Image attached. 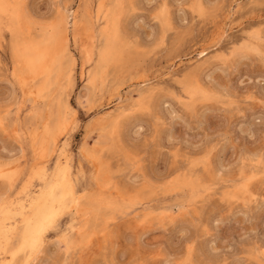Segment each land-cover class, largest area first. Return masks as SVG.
Returning a JSON list of instances; mask_svg holds the SVG:
<instances>
[{
	"label": "rangeland",
	"instance_id": "374dc122",
	"mask_svg": "<svg viewBox=\"0 0 264 264\" xmlns=\"http://www.w3.org/2000/svg\"><path fill=\"white\" fill-rule=\"evenodd\" d=\"M16 1L20 5L21 43L27 37L40 40L41 35L52 33L56 25L63 23L64 13L69 16V47L75 61L74 65L67 59L62 61L66 75L57 86L40 92L43 87L39 79L34 84L30 81L20 84L14 75L17 58L12 49V28L7 16L0 14V119L7 121L9 132L8 136L0 132V160L18 159L10 165L9 172L19 171L20 176L18 186L7 198L21 193L34 169L39 172L45 167L50 175L64 147L76 185L81 191L87 187L94 193L86 212L102 207L99 215L92 211L89 219L79 218V230L84 231L77 228L72 235L86 246L70 252V261L165 264L170 258L175 262L183 257L187 236L196 242L191 257L195 264L202 261L261 264L264 261V201L256 192L253 193L256 199L248 196L229 201L225 198L229 185L211 192L205 185L217 182L216 173L221 170L225 177L238 174L242 150L257 158L264 151L260 135L264 129V106L259 103L264 95V65L257 56L223 59L231 55L234 46L245 41L260 47V39L264 38L261 32L264 0H169L175 4L203 3L213 7L211 18L206 20L194 17L190 9H184L183 14L175 9L172 28L166 33L151 21L150 13L152 5L163 0H101L105 3L102 19L106 15L112 18V24L107 27L100 20L90 31L82 27L74 31L71 14L74 11L83 14L87 2L92 3V13L96 12L97 0ZM9 2L13 4L12 0ZM100 26L108 29L103 33L105 36L101 35ZM253 30L255 35L250 37L248 33ZM111 33L117 36L114 49L121 52L124 62L119 64V60L98 68L97 53L104 48V37L109 40ZM84 42L88 43L84 45ZM90 47L95 61L92 64L86 56ZM202 51L206 53L201 55ZM82 64L86 75L81 73ZM96 69L99 75L92 85L87 74ZM142 80L149 81L147 85L152 91L139 102L143 84H138ZM188 82L213 93L204 102L199 97H187L192 100L195 116L181 104ZM149 97L160 118L167 122L168 126L161 128L159 144L168 151L161 152L141 171L126 159L121 145L127 147L135 128L144 126L142 118L126 113ZM67 102L77 113L69 114L65 109ZM5 109H11L7 116ZM173 113L179 119H174ZM117 114H123L117 121L126 131L121 137L113 138L111 130L116 121L108 124L107 120ZM34 133L38 137L36 146ZM169 136L174 141L171 145ZM54 138L58 139L57 147L52 149L48 140ZM208 141L219 145L212 156L210 174L189 168L184 159L198 153V146ZM82 143L89 150L96 149V160L90 161L80 153ZM177 150L179 159L171 155ZM243 166L246 170L259 168L251 162ZM30 183L33 187L28 192H36L42 182L35 179ZM5 195V182L0 180V197ZM69 222L67 216L59 218L60 234L70 231L66 226ZM46 234V241L55 240L57 235L51 230ZM13 243L18 245V240L14 239ZM63 256L58 245L46 242L39 259L43 264L49 258L62 264ZM23 257L19 253L17 259Z\"/></svg>",
	"mask_w": 264,
	"mask_h": 264
},
{
	"label": "snow or ice",
	"instance_id": "6c2138e0",
	"mask_svg": "<svg viewBox=\"0 0 264 264\" xmlns=\"http://www.w3.org/2000/svg\"><path fill=\"white\" fill-rule=\"evenodd\" d=\"M20 5H3L0 4V9L4 8H16L19 9ZM123 7V6H121ZM131 7V6H130ZM212 5H205L203 3H193L185 4L183 2L179 4L169 3V0H163L161 3H154L150 9L151 21L155 24H159L160 28L166 33L172 28V17L175 9H179L181 14H183L184 9H190L193 16H198L201 20H206L211 18V8ZM135 11V8H133ZM143 23V21H141ZM187 24V21H184ZM261 32L264 33V26H262ZM250 37L255 35V30L248 33ZM223 37H221L222 39ZM203 55V53H201ZM250 56H257L260 59V63L264 65V38L260 39V47L245 41L234 46L231 50L230 56H225L223 59L228 60L232 57L238 59H247ZM183 87V85H182ZM213 93L205 89H197L195 91L189 89L186 92L185 99L181 100V104L184 106L185 110L192 113L195 116L196 110L192 103V100L187 99L188 96L193 98L199 97L201 102L207 101ZM259 103L264 106V95L261 96ZM166 107V105H165ZM11 109H5V116ZM128 116H137L142 118L144 123L143 127L135 128V131L131 133V139L127 147L121 145L124 155L127 160L132 162L136 168L143 171L151 162L152 159L157 157L161 152H167L166 147H161L159 144V136L162 127H167V122L162 120L158 114L155 107L154 101L151 97L146 98L138 107H135L131 112L126 113ZM174 119H179L175 113L172 114ZM126 129L121 125L120 121H117L111 130V135L113 138L121 137L125 133ZM0 132L4 136H8V124L5 119H0ZM18 134V133H17ZM261 139L264 140V129H261ZM173 138L169 136V144H173ZM219 145L208 141L207 143H202L198 146V153L193 154L191 157L185 156L184 159L188 163L189 168L192 169H202L205 173L212 172V156L216 152ZM83 151V149H82ZM233 151L235 148L233 147ZM202 153V154H201ZM172 156L179 159L178 150L171 153ZM90 161L96 160L95 156L87 157ZM246 162H251L253 164H258L259 168H253L252 170H246L243 166ZM241 166L239 172L236 175L225 177L223 171L216 173V181L214 183L206 184L205 187L209 192L214 188L218 189L223 185H229L225 189V198L229 201L238 200L240 197L251 196L252 199H256L257 196L253 195L256 192L259 198L264 201V151H261L258 158L255 156L246 155L244 150L241 151L240 156ZM231 168V165L229 166ZM56 179L54 183H51L46 189L42 188L40 190L41 195L47 194L49 200L52 201L53 207L51 208L49 214L45 217V221L40 227L39 231L29 232L25 231L24 236L21 240L19 247L16 252L12 255L16 256L19 253H23L28 259L24 264H43L39 259L43 255V250L45 243L58 245L60 251L64 253V260L62 264H76L75 261H70L68 259V254L70 252L80 251L86 245L83 241L78 242L72 235L77 232V228L74 227L76 221L74 217L81 215V205L85 201L93 198L94 193L91 192L87 187L81 191L76 184L71 180V169L65 163L63 168L60 167V162L57 161V170L55 173ZM20 179L19 171L4 173L0 171V180L5 182V199L7 196L18 186V180ZM35 179H41L42 183L46 180V177L41 176L37 170H33V173L29 175L28 180L24 182L21 189V193L27 192L32 189V184L30 181ZM18 193L17 195H20ZM247 204V200L244 201ZM264 207V205H262ZM92 211H95L99 215L102 211V207H97L95 209H90L85 212L83 219H89ZM61 216H67L69 218V223L67 228L70 231H65L60 234L59 218ZM219 222V221H218ZM199 227V225H198ZM54 231L57 233L55 240L46 241L44 233L47 231ZM82 232L83 229H80ZM207 232V229H204ZM185 235V233H182ZM186 249L183 257L175 262L170 258L165 261V264H195L192 260V254L195 248V240L188 239L186 236ZM3 264V261H0ZM47 264H61L53 258H49ZM81 264H84L81 261ZM201 264H216L214 261L204 262ZM234 264H241V262L236 261ZM264 264V261L261 262Z\"/></svg>",
	"mask_w": 264,
	"mask_h": 264
},
{
	"label": "bare ground",
	"instance_id": "6f19581e",
	"mask_svg": "<svg viewBox=\"0 0 264 264\" xmlns=\"http://www.w3.org/2000/svg\"><path fill=\"white\" fill-rule=\"evenodd\" d=\"M12 1H13L12 5H16L17 4L16 0H12ZM10 2H9V0H0V4H3V5H11ZM87 4L88 5H87V7L85 9V12L83 14H79L77 11H74L71 14V17H72L71 18L72 19V25L71 26H72L74 31L75 30H80L81 27L84 28L85 30H88V31L93 30V25L95 23H98L100 20H102L103 23H106L104 25H106L107 27L111 26L112 18L109 19L105 15L104 16L105 21L103 20L104 18L102 19V14H103L102 9H103V5L105 3H102L101 0H97V3L95 5L97 11L94 12V13H92V10H91L92 9V3H88L87 2ZM107 10H108V8H107ZM108 11H110V10H108ZM0 14H3V15L7 16L8 24L12 28V36H13V48L12 49H13L14 55L17 58V67L14 69V75L20 81L19 83L20 84H27L28 81H30V82H33V84H34V82H37L38 79H39L41 81L42 87H43L42 89H40V92L45 90V89H48L50 86H54V85L57 86L58 85L57 82L62 77H64V75H66V69H65V66L62 64V61H66V59H67V61L70 62V64L72 63V65H74V61H75L74 57H73V54H71L70 47H69L70 46V39H71L70 38L71 37L70 36V30H69V27H68V25H69L68 22L69 21L67 20L69 16L68 15L66 16V13H64V15H63V23L61 25H59V24L56 25L54 27V30H53L52 33L41 35L40 40L35 41L34 39H31V38L27 37V39H24L23 42L21 43V39H20V35H19L21 33V31H20L21 29L18 27L19 26L18 25V20H20L19 9H16V8L0 9ZM113 14L114 13H112L111 15H113ZM121 15H123V14L121 13ZM115 16H112L113 20H114ZM92 21H94V22H92ZM115 25H114L113 28H115ZM100 27L103 28V29H101V30H103V32L101 31L102 32L101 35L103 33H105L106 30H108L106 27H102V26H100ZM104 28H106V29H104ZM110 30L111 29H109V31ZM112 31H113V29H112ZM114 31L116 32L115 29H114ZM94 32L95 31H93V33ZM115 32H112V33L115 34ZM218 32H220V30H218ZM112 33H111V36L109 35V37H110L109 40H106V38L104 37V39H105L104 41H106L104 43L105 44L104 48H101L99 53H97V54H99L98 55L99 58H98V56H96L97 57L96 60H98V66H99L98 68H100V65H105L106 66L109 63L110 64L111 63L112 64H116L119 60H120L119 64L124 62L123 58H121L123 56L121 54V52H118L117 51L118 49L115 50L116 48L114 49V47H115L114 43L116 41L115 39L117 38V36L116 35L112 36ZM88 36H87V38H88ZM102 36H105V34H103ZM216 38H218V37H216ZM87 41H88V39H87ZM86 43H88V42H84L83 44L85 45ZM117 43H118V41H117ZM117 43H115V44H117ZM92 45H94V43H92ZM84 48H86V47H84ZM84 48H83V50H84ZM84 51L86 52V50H84ZM92 52H93L92 48L90 50H88V52H86L87 53L86 56H88L87 61L91 62V64L95 62L93 60L94 58H92ZM201 53L204 54L206 52L202 51ZM119 54H120V57H119ZM129 59H130V57H129ZM83 61H84V59H83ZM127 62H129V61H127ZM84 63H85V61H84ZM102 67H104V66H102ZM97 69H96V72H89L87 74L88 78L91 79V84L92 85H95V83L97 81V74L99 75V73H97ZM71 70H72V68H71ZM71 70H70V72H71ZM85 71H86L85 66H84V64H82L81 73L83 75H86ZM99 71H100V69H99ZM148 82H149L148 80H142L138 84V85L143 84V87L140 88L141 90L139 89L140 90L139 91V97H138L139 98V102H141L146 97V95H148V93H150L152 91V87H149L147 85ZM25 86H27V85H25ZM186 88H187L186 92L189 89H191L193 91H195L197 89H200L199 86L191 85V83H189V82H188V85L186 86ZM118 99H120V96H118ZM54 100H56V99H54ZM122 106H124V105H122ZM65 109L69 111V114H71V113L75 114V112L77 111L68 102L65 104ZM122 111H124V110H121V112ZM121 116H123V114H117L113 119L109 118L107 120L108 124L115 123V121L117 122V120ZM108 124H106L105 127H107ZM32 137L34 139L33 142H35L34 145L36 146L37 138H38V137L36 138V133H34ZM57 140L55 138L51 139V140H48V142H50V146L52 147V149H55L57 147ZM82 144L83 145L80 147V150H81L80 153H82L84 156H87V157L88 156H95L97 158L96 149L89 150L87 148L86 144H84V143H82ZM65 145H66V143H65ZM63 148H61V150H60L59 156L57 157V161L60 162V167L61 168H63L65 163L70 168L69 155L64 151ZM82 149H83V151H82ZM3 151H5V150L3 149ZM17 160L15 161L16 163H17ZM14 161H11V160L7 161V160H3V159L0 160V171H3L4 173H8L9 172V167H11L10 166L11 164L15 163ZM11 170L13 171L12 168H11ZM56 170H57V162H56V165L54 167V171L50 175H47L48 170L45 169V167H42L39 170V174L41 176L46 177V180L43 183H41V186L38 188V190H36V192H32V191L28 192L27 191V192H24L23 195H16L14 197H10V198H7V199H5V197H0V261H3V264H24V262L28 259L24 255L23 259L19 260V259H17L18 258V254L16 256H13L12 253L16 252V250L19 247V245L21 243V240H22L26 230H28L29 232L39 231L40 227L42 226V224L45 221V217L49 214L51 208L53 207L52 201L48 199L47 194L41 195L40 194V190L42 188L46 189L51 183L55 182ZM71 180H72V182L74 184H76L75 180L72 177V174H71ZM159 201H161V200H159ZM98 203L100 204V202H98ZM89 204L90 203L88 201H85L84 203H82L81 209H80V211H81L80 217L79 216L74 217V219L76 221L74 227L78 228V230H79V227L81 226L80 225L81 220L79 218L83 219V215L85 214ZM178 210H180V209H178ZM164 211H165V209H164ZM166 211H168V210H166ZM149 215H151V214H149ZM160 215H161V213H160ZM143 216L148 217V215H143ZM164 217H166V216H164ZM164 217H163V219H164ZM78 225H80V226H78ZM83 231H84V229H83ZM47 232L44 233V237H45V235H47L46 234ZM14 239L18 240V243H17L18 245H16V246H15V243H13ZM43 253H44V250H43ZM6 255H7V257H6ZM63 257L61 259H63Z\"/></svg>",
	"mask_w": 264,
	"mask_h": 264
}]
</instances>
